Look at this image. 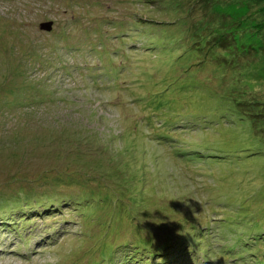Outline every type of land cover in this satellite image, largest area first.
Masks as SVG:
<instances>
[{
    "label": "rangeland",
    "instance_id": "rangeland-1",
    "mask_svg": "<svg viewBox=\"0 0 264 264\" xmlns=\"http://www.w3.org/2000/svg\"><path fill=\"white\" fill-rule=\"evenodd\" d=\"M0 264H264V0H0Z\"/></svg>",
    "mask_w": 264,
    "mask_h": 264
},
{
    "label": "trees",
    "instance_id": "trees-1",
    "mask_svg": "<svg viewBox=\"0 0 264 264\" xmlns=\"http://www.w3.org/2000/svg\"><path fill=\"white\" fill-rule=\"evenodd\" d=\"M108 181H109V180H106V181H105V184H107V185L110 186V188H108L109 191H110V189L113 188V187H114V188H117L118 190H122V189H123V191L126 190V188H125L124 185H122V184L120 185L118 182H115V183H114V182H112V181H109V182H108ZM123 191H122V192H123ZM110 192H111V191H110ZM111 193H112V192H111ZM123 194H124V195H123V196L121 195L120 198H126V200H128V201L130 202L129 196L127 195L126 191H124ZM112 195H114V194L112 193ZM117 215H118V212L116 213V216H117Z\"/></svg>",
    "mask_w": 264,
    "mask_h": 264
},
{
    "label": "water",
    "instance_id": "water-1",
    "mask_svg": "<svg viewBox=\"0 0 264 264\" xmlns=\"http://www.w3.org/2000/svg\"><path fill=\"white\" fill-rule=\"evenodd\" d=\"M40 27L45 29V30H51L53 28V21L43 22V23H41Z\"/></svg>",
    "mask_w": 264,
    "mask_h": 264
},
{
    "label": "bare ground",
    "instance_id": "bare-ground-1",
    "mask_svg": "<svg viewBox=\"0 0 264 264\" xmlns=\"http://www.w3.org/2000/svg\"><path fill=\"white\" fill-rule=\"evenodd\" d=\"M98 77V76H97ZM113 78V77H112ZM97 169V168H96ZM29 172V170H27ZM19 172V171H18ZM110 172V171H109ZM31 174V172H29ZM33 175V174H31ZM116 203V202H115ZM127 214V213H126ZM125 215V214H124ZM125 217V216H124ZM133 217V216H132ZM126 219V218H125ZM132 219V218H131ZM139 225V224H138ZM140 227V226H139ZM263 242V241H262ZM233 243V242H232ZM226 246V245H225ZM247 250V249H246ZM172 251V250H171ZM250 251V250H249ZM156 252V251H155ZM240 252V251H239ZM251 253V252H250ZM242 254V253H241ZM31 255V254H30ZM249 256V255H248ZM247 257V256H246ZM254 257V256H253ZM247 261V260H246Z\"/></svg>",
    "mask_w": 264,
    "mask_h": 264
}]
</instances>
